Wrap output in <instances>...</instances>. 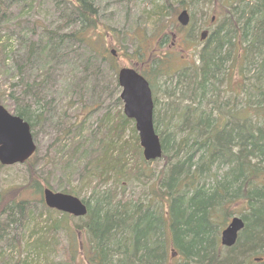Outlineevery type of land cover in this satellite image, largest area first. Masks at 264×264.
<instances>
[{
    "label": "trees",
    "instance_id": "16d2710c",
    "mask_svg": "<svg viewBox=\"0 0 264 264\" xmlns=\"http://www.w3.org/2000/svg\"><path fill=\"white\" fill-rule=\"evenodd\" d=\"M35 2L37 4L32 0L9 1L5 6L23 9L49 3L60 26L53 30L42 28L45 34H38L39 38L35 41L20 35L19 45L23 57L14 64L18 72L17 84H21L24 68L37 63L45 67L52 63L58 68L65 66L71 69L67 86L72 88L71 98L81 105H86L89 94L93 98L97 92H107L108 86L118 91V70L111 65V57L104 48L101 51L95 49V45L102 40L98 33L97 0ZM236 5L229 4L225 8L228 9L226 15L214 21L212 25L215 28L199 50L195 66L183 68L177 75L173 90L165 91L166 99L170 102L177 90L182 102H186L184 107L177 105L170 108V105H163L161 117V107L157 109L155 87L149 76L154 79L163 75L169 78L165 68L166 58L158 57L154 64V70H157L154 75L135 70L148 82L152 94L153 128L160 141V159L166 161L160 175H156V181L158 192L161 191V195L167 198L165 214L170 225L169 231L165 224L166 216L162 217L159 206L123 203L111 192L114 185L123 188L122 183L128 178L130 168L126 157L130 155L127 151L129 141L123 140L126 133L130 132L129 138L135 145L133 156L130 155L132 162L137 157L136 161H141L143 165L151 163L145 162L142 155L138 154L140 150L132 121L120 112L114 122L106 112L98 119L95 130L88 131V137L84 139L80 137V132L84 131L82 127L87 116H90L87 114L96 107H89V111L81 118L74 117V122L67 125L63 120L65 113L56 115L53 105L42 103L35 96L36 93L40 94V85L36 80L21 85L23 93L31 99V104L25 103L23 99L20 102L13 100L11 114L29 125L31 136L40 124L50 122L57 128L58 135L62 136L55 142L71 138L70 145L73 143V148L68 153L63 151L60 161H64V167L68 169L74 164L83 163L81 181L87 187L95 180L96 188L85 201L81 200L86 207V215L80 219L84 225L89 255L87 261L84 260L85 264H162L166 244L184 258L186 264L192 259L196 264H239L243 254L255 249L262 251L264 257V187L255 183L264 172V0H238ZM169 37V45L178 38L175 34ZM166 39L168 37L163 35L160 44L165 43ZM5 45H8V41H5ZM9 54L13 52L9 50ZM7 60L0 58V65L4 66ZM101 62H107L111 71L108 81ZM233 69L237 72L234 80L238 84L239 96L246 97V103L241 106L250 110L245 117H241L236 105H219L216 101L219 92L217 86L223 80L227 81L226 75ZM249 72L251 76L246 81L245 73ZM49 76L47 71L44 78L48 80ZM73 81L75 84L70 85ZM115 102L121 105L118 97ZM95 103L98 107L103 105L102 98L100 100V96L97 97ZM165 109L171 110V117ZM36 152L22 164L28 177L25 189L30 196L38 198L36 203L44 211H48L42 200V191L50 189L49 183L37 178L33 172ZM209 180L210 183L206 184ZM109 182L113 184L112 187H109ZM57 191L74 195L64 187ZM235 199H243L246 211L241 219L244 226L235 246L225 258L219 260L213 251L215 241L211 231L217 226L209 218L213 222L219 221L215 209L220 208L224 201ZM29 203L15 199L11 200L10 206L5 207L6 210L0 206V219L5 221L3 226L0 225V245L6 240L7 222L14 217L20 221L26 215ZM52 212L57 213L59 219L52 222L49 229L66 232L71 216ZM214 213L216 215L213 218ZM166 233L170 235L169 245ZM45 248L40 245L42 252ZM69 253L72 254L71 250Z\"/></svg>",
    "mask_w": 264,
    "mask_h": 264
},
{
    "label": "rangeland",
    "instance_id": "374dc122",
    "mask_svg": "<svg viewBox=\"0 0 264 264\" xmlns=\"http://www.w3.org/2000/svg\"><path fill=\"white\" fill-rule=\"evenodd\" d=\"M0 1V58L8 59L4 66L0 65V105L10 114L14 109L13 100L20 102L23 99L25 103H29L30 98L26 96V93H23L21 85L31 84L32 81L36 80L40 85L38 89L40 94L36 93L35 96L41 99L42 103L53 105L56 115L65 113L63 120L67 125L74 122V117L81 118V115L89 111V107H96L93 112L87 114L90 116H87L86 123L82 127L84 131L80 132L81 138H87L88 131L95 130L98 119L102 118L106 112L115 122L117 115L120 112L122 114V104L119 106L115 102L120 89L118 88V91H115L113 87L108 86L109 92H97L93 98L89 94L86 105H81L80 102L71 98L72 91L70 89L72 88L67 86V79L71 76L69 67L62 66L58 68L52 63L50 66L43 67L40 63H37L29 68H24L21 75V84H17L18 72L14 64L18 60L21 61V57H23V50L19 45L20 35L35 41L39 38L38 34H45L42 28L48 27L47 29L53 30L60 26V22L57 21L54 10L49 6V3L43 6L31 5L30 8L26 6V8L21 9L17 6H5L9 1L17 0ZM32 1L37 4L35 0ZM148 1L150 2L97 0L98 33L101 35L102 40L95 45V49L101 51L104 48L105 52L111 57V65L115 69L128 68L144 74L154 75L157 72V70H154V67H156L154 64L158 61V57L166 58L165 68L169 78L164 75L157 76V79H154L151 75L149 76L155 87L157 109L161 107V117L164 112L163 105H170V108H175L177 105L181 107L186 105V102H182V96L180 93L178 95L177 90L174 91L175 96L171 100L173 103L166 99L165 91L173 90L177 75L180 74L179 72L183 68L195 66L199 50L204 46L209 33L215 28L212 24L226 15L228 9L225 8L229 4L237 6L238 0ZM164 5L168 8L167 10ZM183 10L189 16V24L185 28L181 27L176 21L177 16ZM210 19H212V23L209 21ZM2 21L5 22L1 25ZM202 33H205L204 40L200 39ZM173 34L177 35L178 38L173 44L169 45L167 43L169 42V36ZM163 35H166L168 39L165 40L166 42L164 41L165 43L160 44ZM5 41H8V45H5ZM3 48H5V51ZM9 50L13 54L10 55ZM14 54H16L15 57ZM17 56L18 58L15 59ZM252 56L250 61L248 60L250 63ZM100 65L104 69L105 78H107V81L110 80L111 71L108 69L107 62H101ZM250 70H253V68ZM47 71L50 73L48 80L44 78ZM232 71L226 75L225 79L227 81L223 80L222 84L217 86L219 92L216 101L219 105H236L241 117H245L250 113V110L241 106L246 103V97L239 96L238 84L234 80V75L237 72L236 69ZM250 76L251 72L245 73L246 81L249 80ZM74 84L75 81L70 85ZM98 95L100 100L101 98L103 100V105L99 107L95 103V99L99 98ZM170 112L171 110L167 109L166 113L169 117L173 114ZM170 125H172V122H170ZM54 127L50 122L40 124L32 132L37 151L34 157L33 168L35 170L33 172L37 178L49 183V190L58 192V189L64 187L73 193L75 197L85 201L93 188H96L95 180L88 187L81 181L83 163H73L74 165L70 169L64 167L65 162L60 161V154H64L63 151L68 153L73 148V143L70 145L71 138L67 141L55 142L57 138L62 136L58 135L57 128ZM161 128L159 127V129ZM101 132L104 133V130H101ZM129 134L130 132L126 133L123 140L129 141L127 151L128 154L132 155L135 145L133 140L129 138ZM135 135L137 137L136 133ZM137 145L139 147L138 139ZM139 150L138 154L141 155L140 147ZM130 155L126 157L130 168L128 178L122 183L123 188H119L118 185L113 186L109 182V187L116 188L112 187V194L123 203L130 202L142 206L150 203L152 206H159L158 209L162 217L165 218L166 216L167 218L165 214V211H167V198L165 199L164 195H161V191L158 192L156 181V175H160L159 172L163 169L166 161L160 159L143 165V163H140L141 161H136L137 157H134V163L136 162L134 164ZM138 173L140 174L135 175ZM27 179L26 168L23 165L0 166V200L2 201L0 206L6 210L5 207L10 206L11 200L15 199L30 202L26 215H23L20 221H17V218L14 217L12 221L10 218L7 222L9 225L6 224V240L0 245V264H22L23 262L24 264H85L84 260L87 261L89 255L86 249L87 239L81 218L71 216L66 232L63 230L58 232L50 230L51 223L57 221L59 215L52 212V210L44 211L36 203L38 198L30 196L27 189H25ZM208 183H210V180L206 181V184ZM255 183L264 187V172L259 175ZM105 188H108V186ZM243 204V199H235L230 202L224 201L220 208L215 209V213H218L220 217L219 221L214 224L217 228L211 229L215 242L217 239L220 242L221 228L230 222L232 218L241 219L245 214L246 210ZM155 207L152 208L155 209ZM215 213L212 214L213 218L216 215ZM4 223V219H0V225L3 226ZM15 224L17 225L15 226ZM218 227H220V230ZM41 244L46 247L43 252L40 250ZM165 247L166 255L162 264H185V262L180 263L177 257L174 258L170 255L167 244ZM69 250L72 252L71 255ZM34 253H36V256ZM227 253V250L219 246L214 254L215 258L222 260ZM262 254V251L256 249L253 252L243 254L239 264L248 263L247 258L250 264H257L253 259L263 257ZM189 263L196 264V261L192 259Z\"/></svg>",
    "mask_w": 264,
    "mask_h": 264
},
{
    "label": "water",
    "instance_id": "95a60500",
    "mask_svg": "<svg viewBox=\"0 0 264 264\" xmlns=\"http://www.w3.org/2000/svg\"><path fill=\"white\" fill-rule=\"evenodd\" d=\"M176 21L185 28L189 24L188 13L185 10L181 11ZM204 38L205 33H202L200 39L204 40ZM116 81L120 89L118 98L122 104V114L133 122L143 160L145 162L159 160L162 150L153 128V101L148 82L133 69L128 68L118 71ZM35 151L29 125L0 106V166L22 165L34 155ZM42 200L49 210L74 218H82L86 215L85 205L74 196L44 189ZM243 226L241 219L233 218L221 232V245L233 246Z\"/></svg>",
    "mask_w": 264,
    "mask_h": 264
},
{
    "label": "flooded vegetation",
    "instance_id": "af4514ba",
    "mask_svg": "<svg viewBox=\"0 0 264 264\" xmlns=\"http://www.w3.org/2000/svg\"><path fill=\"white\" fill-rule=\"evenodd\" d=\"M209 219L211 220L210 222H211L212 224H216V223H217V221H214V222H213L212 218H209ZM241 220H242V219H241ZM242 222H243V221H242ZM165 224H166V228H168V231H169L170 225H169V222H168V218H166V220H165ZM228 224H229V222H228L223 228H221L220 232H222V231L228 226ZM243 225H244V224H243ZM241 231H242V230H241ZM241 231L238 232L236 241L238 240V237H239V234L241 233ZM166 236H167L166 240L168 239L167 243H168V245H169V243H170V235H169L168 233H166ZM214 241H215V240H214ZM235 244H236V242H235ZM235 244H234L233 246H231V247H225V246H222V245H221V242H219L218 239H217L216 242H215V245H214L215 247H214V250H213V251H216V249H217L219 246H221V247H223L224 250H227V252H228L230 249H232V248L235 246ZM170 245H171V244H170ZM169 249H170V255H171V256H174V258L177 257V258H178V261H180V263H181V262H185V259H184V258L178 256L176 253H174L173 250H171V246L169 247ZM247 261H248V263H245V264H250L248 258H247ZM253 261L256 262L257 264H264V257H260L259 259H253ZM185 264H186V262H185ZM187 264H190V263H187ZM191 264H192V263H191Z\"/></svg>",
    "mask_w": 264,
    "mask_h": 264
}]
</instances>
